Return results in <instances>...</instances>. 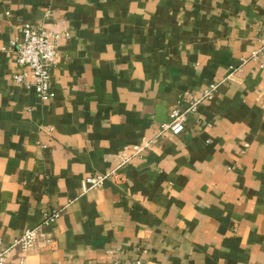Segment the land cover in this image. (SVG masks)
Segmentation results:
<instances>
[{
	"label": "crops",
	"instance_id": "crops-1",
	"mask_svg": "<svg viewBox=\"0 0 264 264\" xmlns=\"http://www.w3.org/2000/svg\"><path fill=\"white\" fill-rule=\"evenodd\" d=\"M59 36L54 97L18 83L11 41ZM264 0H0V236L44 226L56 248L11 264H264ZM222 83L182 135L161 125ZM99 188L87 178L110 173Z\"/></svg>",
	"mask_w": 264,
	"mask_h": 264
},
{
	"label": "built area",
	"instance_id": "built-area-1",
	"mask_svg": "<svg viewBox=\"0 0 264 264\" xmlns=\"http://www.w3.org/2000/svg\"><path fill=\"white\" fill-rule=\"evenodd\" d=\"M18 28L23 35V39H13L11 46L15 50L17 62L22 67V71L15 75V79L28 89L33 88L42 102H48L55 94L52 91L51 78L59 55V36L54 32H50L47 28L37 26L31 22ZM259 43V47L249 56L243 58L239 66L234 65L231 67V73L224 81L236 72L242 71V68L249 61L258 62L264 68V35L260 38ZM222 83H211L200 96L189 97L188 93L184 95L179 104L171 111L170 119L161 125L159 136L169 132L175 136L182 135L185 132L189 114L198 111L199 105L204 100L212 99ZM143 150L141 148L134 152H124L118 160L117 167L112 172L90 176L87 178V182L92 188H99L108 179L116 180L119 177L117 173L121 165L140 156ZM62 211V209H56L52 212H46L41 224L27 229L22 235L16 237L11 244L4 242L0 236V264H11L9 256L15 249H22L30 253L36 250L40 244L56 248L57 241L55 237L46 233L44 226L56 222ZM112 264H144V260L138 257L128 261L116 260Z\"/></svg>",
	"mask_w": 264,
	"mask_h": 264
}]
</instances>
